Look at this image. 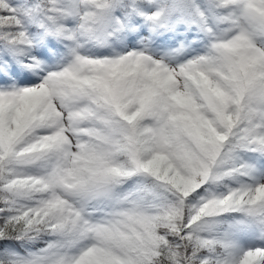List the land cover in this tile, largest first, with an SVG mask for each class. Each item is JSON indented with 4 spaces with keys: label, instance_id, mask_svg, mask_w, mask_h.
Listing matches in <instances>:
<instances>
[{
    "label": "snow or ice",
    "instance_id": "snow-or-ice-1",
    "mask_svg": "<svg viewBox=\"0 0 264 264\" xmlns=\"http://www.w3.org/2000/svg\"><path fill=\"white\" fill-rule=\"evenodd\" d=\"M0 264H264V0H0Z\"/></svg>",
    "mask_w": 264,
    "mask_h": 264
}]
</instances>
